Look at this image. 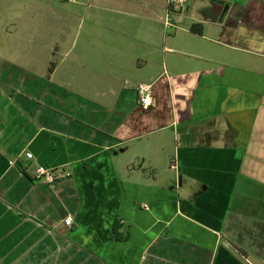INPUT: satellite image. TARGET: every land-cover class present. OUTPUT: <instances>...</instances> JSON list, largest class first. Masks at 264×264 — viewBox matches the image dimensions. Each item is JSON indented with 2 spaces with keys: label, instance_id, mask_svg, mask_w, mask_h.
<instances>
[{
  "label": "crops",
  "instance_id": "1",
  "mask_svg": "<svg viewBox=\"0 0 264 264\" xmlns=\"http://www.w3.org/2000/svg\"><path fill=\"white\" fill-rule=\"evenodd\" d=\"M53 2L0 54V264H264V0Z\"/></svg>",
  "mask_w": 264,
  "mask_h": 264
},
{
  "label": "rangeland",
  "instance_id": "2",
  "mask_svg": "<svg viewBox=\"0 0 264 264\" xmlns=\"http://www.w3.org/2000/svg\"><path fill=\"white\" fill-rule=\"evenodd\" d=\"M53 1L55 0H0V54L2 57L18 63L19 51L23 48L29 46L34 48L31 44L36 42L39 46H43V44L39 43L40 38L44 40L43 43L46 45L50 39H56V30L60 31L59 25L61 21L59 20L56 26V22L50 21L48 17L45 20L41 19L47 6L54 5ZM195 2L196 0H186L181 6L177 5L175 7L179 11H182L183 14L180 21L178 20V16H174V19L179 22V27L188 26L192 23L190 14L193 13L191 8L194 9ZM66 8L69 10L71 3H68ZM182 8L184 9L180 10ZM48 13L52 14L53 9L48 7ZM50 30L52 31V35L46 37L44 32L49 35ZM170 31L171 29H169ZM59 40L60 38L58 37ZM138 161H133L132 165L136 167ZM156 164L162 166L161 169L166 167L167 171H169L168 160H156ZM145 170L150 171L149 168ZM170 175L174 179V172H170Z\"/></svg>",
  "mask_w": 264,
  "mask_h": 264
},
{
  "label": "built area",
  "instance_id": "3",
  "mask_svg": "<svg viewBox=\"0 0 264 264\" xmlns=\"http://www.w3.org/2000/svg\"><path fill=\"white\" fill-rule=\"evenodd\" d=\"M186 0H167V4L169 6L174 5H180L183 4ZM136 94H137V99L138 103L141 107L147 108L152 105L153 97H152V92H151V85L146 82H140L136 86ZM26 156L28 158L32 157L31 153H27ZM36 174L39 178H42L48 183H55L56 180H58L61 177H64L65 175H68V173H65L64 171H59L54 168L45 166L43 164H38L36 167ZM64 223L66 225L71 224V218L70 217H65L64 218Z\"/></svg>",
  "mask_w": 264,
  "mask_h": 264
},
{
  "label": "trees",
  "instance_id": "4",
  "mask_svg": "<svg viewBox=\"0 0 264 264\" xmlns=\"http://www.w3.org/2000/svg\"><path fill=\"white\" fill-rule=\"evenodd\" d=\"M190 30L192 32L200 34L202 32L201 23H193L190 26ZM52 65H53V63H52ZM128 238H129L128 230L126 228H123V224L120 222L119 218L117 217L113 222V225H112V228H111V231L109 234V241L122 242V241H126ZM238 249H240V248H238ZM240 251H241V249H240Z\"/></svg>",
  "mask_w": 264,
  "mask_h": 264
},
{
  "label": "water",
  "instance_id": "5",
  "mask_svg": "<svg viewBox=\"0 0 264 264\" xmlns=\"http://www.w3.org/2000/svg\"><path fill=\"white\" fill-rule=\"evenodd\" d=\"M209 10L214 17H218V18H222L225 13L223 4L216 1L210 4Z\"/></svg>",
  "mask_w": 264,
  "mask_h": 264
}]
</instances>
